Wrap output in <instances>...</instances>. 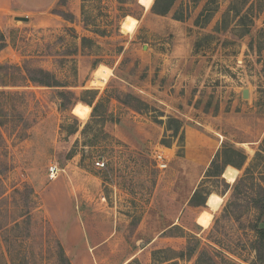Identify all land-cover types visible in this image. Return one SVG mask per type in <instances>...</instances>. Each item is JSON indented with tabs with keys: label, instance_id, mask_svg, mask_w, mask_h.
<instances>
[{
	"label": "rangeland",
	"instance_id": "rangeland-1",
	"mask_svg": "<svg viewBox=\"0 0 264 264\" xmlns=\"http://www.w3.org/2000/svg\"><path fill=\"white\" fill-rule=\"evenodd\" d=\"M154 1L57 0L21 21L0 0V252L11 264H64L59 245L71 264H195L188 254L165 261L195 239L215 264L256 263L264 215L251 198L264 194V0H172L166 15L151 11ZM241 3L251 7L242 25L229 11ZM128 17L132 31L122 27ZM27 68L49 70L68 86L32 83ZM96 71L106 79L93 88ZM86 90L103 99L106 122L77 100L89 99ZM60 91L74 106L61 108ZM126 93L149 108L116 99ZM78 103L90 107L86 117ZM172 119L178 133L167 129ZM223 144L245 162L206 177ZM51 164L60 168L53 178ZM197 189L204 205L189 203ZM207 202L217 205L211 211ZM22 214L27 237L12 230Z\"/></svg>",
	"mask_w": 264,
	"mask_h": 264
},
{
	"label": "trees",
	"instance_id": "trees-1",
	"mask_svg": "<svg viewBox=\"0 0 264 264\" xmlns=\"http://www.w3.org/2000/svg\"><path fill=\"white\" fill-rule=\"evenodd\" d=\"M122 2V0H119ZM161 0H155L152 7H151V11L155 14H159V15H166L171 7H172V0H163L165 1V3L160 6L159 2ZM244 2L248 1V0H243ZM59 3L64 4L65 0H59ZM241 6L242 3L239 5H231L229 7V11H233L234 15H237L239 17V21H241V25H242V20L243 23H245V19L249 18L251 12H250V8H247L246 10H241ZM243 7V6H242ZM53 13H57L59 15H61L62 17L65 18V12L63 11H55ZM175 19H180L175 17ZM5 42L4 39L1 38V42H0V50L4 47ZM26 72V76L28 78V80L32 83H35L37 85L40 86H54V87H67L68 84H66L65 82L59 80L54 73H52L49 70H45L42 68H27L25 70ZM59 93V98L61 99V103L60 106L62 109L67 108L66 105L69 106H74L73 104H75L76 98L74 96H72V99L67 98V94L64 91H60ZM85 93H87L88 95H90L89 99H85V98H79L77 100H81L84 103L92 106V117H98L101 123L106 122L107 121V110L106 108L104 109L103 112L98 113V109L99 107L104 106L103 104V99H96V93L91 91V90H86ZM75 99V100H74ZM116 99H118L120 102L130 106L131 108H133L134 110L140 112L142 110H147L149 108L148 104H146L145 102H143L142 100H140L139 98L133 96L130 93H126L123 94V98H118L116 96ZM62 100H66V102L62 101ZM173 122V124H168L167 125V129L173 130L174 133H178L176 132L178 129V125L180 124L178 119H172L170 120ZM77 123V120H76ZM77 130V126L76 128H72L70 130V133H73ZM162 144H165L164 140L161 141ZM264 143V140H263ZM166 145V144H165ZM245 154L238 149H235L234 147L231 146H227L226 144H223L221 149L217 150L216 153L214 154V156L212 157L211 161H210V165L206 171L205 176L206 177H214V176H220L225 167L227 165H231L235 168H241L243 163L245 162ZM225 175L228 177V179L230 181L234 180V174H227L225 173ZM199 190L197 189L192 196L189 199V203L191 205H204L205 201L203 199L199 200ZM251 201L253 203V205L255 207H257L261 213L264 215V194H260L258 193L257 196H254L251 198ZM207 205L209 207V209L212 211V209L217 205V202H214L212 204H209L207 202ZM22 215H19V219L20 221H15L13 226H12V230H20L21 228L23 229V234H18L16 236H14L15 238H18L19 235H21V237H27L29 234V214L28 216L26 215L25 218L23 219ZM18 220V219H17ZM259 226V225H258ZM257 226V227H258ZM172 227H178L176 225L172 226ZM6 231V230H5ZM14 239V238H13ZM156 242L151 243V246L149 248H151V254L155 255L157 250L156 248L154 249ZM253 249L256 253V263L255 264H264V228H257V236L254 240L253 243ZM153 248V249H152ZM7 252L9 253V246H7ZM185 254H188L189 256L192 255H196L197 256V262H195V264H215V260L213 258V256L206 250L203 248H200V241L199 239H195L194 241V245H188L186 246L182 251L179 252V254H177L176 256H166L165 257V261H168L169 259H172L174 257H183L185 256ZM59 255H60V259L63 260L64 264H71L69 258L66 256L64 249L61 245H59ZM201 258H204V260H202ZM11 264L9 259H6L5 255L3 252H0V264Z\"/></svg>",
	"mask_w": 264,
	"mask_h": 264
},
{
	"label": "crops",
	"instance_id": "crops-1",
	"mask_svg": "<svg viewBox=\"0 0 264 264\" xmlns=\"http://www.w3.org/2000/svg\"><path fill=\"white\" fill-rule=\"evenodd\" d=\"M6 3L10 4V11L12 12V17L15 19V16L29 15V10L32 8H37L32 12L43 13L49 10L57 0H5ZM39 16L30 18L31 22L39 21Z\"/></svg>",
	"mask_w": 264,
	"mask_h": 264
},
{
	"label": "bare ground",
	"instance_id": "bare-ground-1",
	"mask_svg": "<svg viewBox=\"0 0 264 264\" xmlns=\"http://www.w3.org/2000/svg\"><path fill=\"white\" fill-rule=\"evenodd\" d=\"M140 2H141L144 6L148 7V6H150V5L152 4L153 0H140ZM128 18H129V20L123 22V26H122V27H123V29H124L125 31H132V30H133V27H134L135 19L132 18V17H128ZM105 77H106V76H105L104 73H103V75H101V76L99 77V79L103 82V81L106 79ZM76 109L79 111V113H80L82 116L86 117V116L88 115V113H89L90 107L87 106V105H85V104L78 103Z\"/></svg>",
	"mask_w": 264,
	"mask_h": 264
},
{
	"label": "built area",
	"instance_id": "built-area-1",
	"mask_svg": "<svg viewBox=\"0 0 264 264\" xmlns=\"http://www.w3.org/2000/svg\"><path fill=\"white\" fill-rule=\"evenodd\" d=\"M91 81H89V86L90 87H99L97 84L100 82L102 83V81L99 79V76H98V71L94 72L91 76ZM105 81V80H104ZM157 158L159 159L158 161V165L161 166V167H165L166 166V163L162 161V156L161 155H158ZM96 164L97 165H103V161L101 160H98L96 161ZM59 166L57 164H51L48 168V171H49V176L51 178L55 177L59 171Z\"/></svg>",
	"mask_w": 264,
	"mask_h": 264
},
{
	"label": "water",
	"instance_id": "water-1",
	"mask_svg": "<svg viewBox=\"0 0 264 264\" xmlns=\"http://www.w3.org/2000/svg\"><path fill=\"white\" fill-rule=\"evenodd\" d=\"M15 19L17 20H21V21H27L28 17L27 16H15ZM242 96L243 97H247L248 96V90L244 89L242 92ZM260 228H264V222H261L259 225Z\"/></svg>",
	"mask_w": 264,
	"mask_h": 264
}]
</instances>
